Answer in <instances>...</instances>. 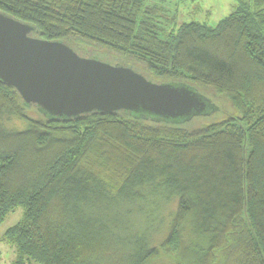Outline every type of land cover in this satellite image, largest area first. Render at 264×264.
<instances>
[{"label": "trees", "instance_id": "16d2710c", "mask_svg": "<svg viewBox=\"0 0 264 264\" xmlns=\"http://www.w3.org/2000/svg\"><path fill=\"white\" fill-rule=\"evenodd\" d=\"M0 13L233 111L195 129L128 112L61 121L0 82V224L23 210L1 239L12 264H264V0H236L214 27L179 25L166 0H0Z\"/></svg>", "mask_w": 264, "mask_h": 264}, {"label": "water", "instance_id": "95a60500", "mask_svg": "<svg viewBox=\"0 0 264 264\" xmlns=\"http://www.w3.org/2000/svg\"><path fill=\"white\" fill-rule=\"evenodd\" d=\"M35 32L0 13V82L48 118L128 112L174 123L203 116L210 107L194 88L153 82L130 67L81 56L67 43L34 37Z\"/></svg>", "mask_w": 264, "mask_h": 264}, {"label": "rangeland", "instance_id": "374dc122", "mask_svg": "<svg viewBox=\"0 0 264 264\" xmlns=\"http://www.w3.org/2000/svg\"><path fill=\"white\" fill-rule=\"evenodd\" d=\"M235 3L236 0H187L185 4H178L176 7V0H166V5L170 11L177 13V23L179 25L183 22L190 23L196 21L200 23H206L213 27L233 12ZM96 52L101 53L99 50ZM104 62L113 64V62L109 61L108 59H106ZM209 97L211 98V104L205 115L195 116L190 121L183 122L184 120H178L174 121V123H178L179 125L188 124L187 128L195 129L209 123L222 121L227 118L230 113H233L231 105L225 101L223 97L217 98L216 96H213V94H210ZM38 118L39 116L35 110L29 111V119L36 120ZM150 118L155 119V116ZM5 126L9 129L24 130L27 127V122L14 119L12 122H6ZM172 209H175V206H172L171 210ZM22 217L23 210L19 209L15 213L8 216L4 223L0 224V264H10V260L14 259V249L4 245L1 242V239L4 233L9 228L15 226L22 219ZM165 217L167 218L165 223L161 224V227L158 228L159 231L154 234V239L156 241L155 244L157 245L164 241L168 235L167 227L171 220L170 214L166 213Z\"/></svg>", "mask_w": 264, "mask_h": 264}, {"label": "crops", "instance_id": "0c3cea01", "mask_svg": "<svg viewBox=\"0 0 264 264\" xmlns=\"http://www.w3.org/2000/svg\"><path fill=\"white\" fill-rule=\"evenodd\" d=\"M208 12H210V11H208ZM5 251H6V250H5ZM13 260H14V259H11V260H10V264H12Z\"/></svg>", "mask_w": 264, "mask_h": 264}]
</instances>
